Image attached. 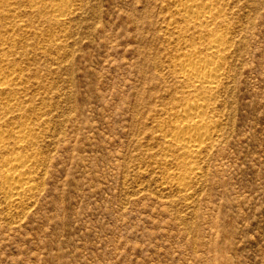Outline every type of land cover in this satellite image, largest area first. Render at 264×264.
<instances>
[{
	"label": "rangeland",
	"instance_id": "rangeland-1",
	"mask_svg": "<svg viewBox=\"0 0 264 264\" xmlns=\"http://www.w3.org/2000/svg\"><path fill=\"white\" fill-rule=\"evenodd\" d=\"M178 1L0 0V163L29 157L33 186L0 184V264H264V0H210L227 47L189 160L173 63L205 36Z\"/></svg>",
	"mask_w": 264,
	"mask_h": 264
},
{
	"label": "bare ground",
	"instance_id": "bare-ground-1",
	"mask_svg": "<svg viewBox=\"0 0 264 264\" xmlns=\"http://www.w3.org/2000/svg\"><path fill=\"white\" fill-rule=\"evenodd\" d=\"M176 7L175 13L177 17L182 18L187 24H192L193 28L199 29L197 32H199L198 35L200 37L202 33L205 36L203 45L206 54L204 58L201 57L197 48L192 47L193 49L189 54L178 58L173 63L178 71L176 78L186 84L190 98L174 113L175 122L171 124L172 128L169 133L166 132L167 135L164 134V138L169 147L177 148L182 158L189 160L200 154L207 141L213 138L216 130V124L209 119L208 113L210 114V112H208V109L221 82L224 52L226 51L227 43L222 34L211 28L219 11L214 8L210 0H180ZM2 72L3 70H1ZM5 75L3 74V76ZM0 77L3 79L1 74ZM3 81L1 80V82ZM6 81H8L7 77ZM2 85L7 84L3 82ZM0 105L1 107L3 106L1 103ZM5 105L7 104H4L3 107ZM24 132L23 129L12 132L18 143H22L27 139H25ZM4 141V135L0 134V147L5 144ZM1 149L3 150V148ZM22 157L17 158V155L13 158L8 157L9 159L2 160L3 162L0 163V184L7 198H11L13 203L21 202L33 190L28 177L31 169L27 164L29 157L26 159H22ZM184 184V179L179 180V187ZM6 200L8 201V199Z\"/></svg>",
	"mask_w": 264,
	"mask_h": 264
}]
</instances>
